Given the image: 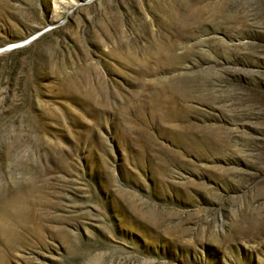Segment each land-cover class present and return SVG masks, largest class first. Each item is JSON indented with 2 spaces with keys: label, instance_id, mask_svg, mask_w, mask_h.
I'll list each match as a JSON object with an SVG mask.
<instances>
[{
  "label": "rangeland",
  "instance_id": "374dc122",
  "mask_svg": "<svg viewBox=\"0 0 264 264\" xmlns=\"http://www.w3.org/2000/svg\"><path fill=\"white\" fill-rule=\"evenodd\" d=\"M1 49L0 264H264V0H0Z\"/></svg>",
  "mask_w": 264,
  "mask_h": 264
},
{
  "label": "water",
  "instance_id": "95a60500",
  "mask_svg": "<svg viewBox=\"0 0 264 264\" xmlns=\"http://www.w3.org/2000/svg\"><path fill=\"white\" fill-rule=\"evenodd\" d=\"M29 40H26L24 42H20V43H16V44H13V45H9L7 46L6 48L4 49H12V48H16V47H20L22 45H24L25 43H27ZM4 49H1L0 51L4 50Z\"/></svg>",
  "mask_w": 264,
  "mask_h": 264
}]
</instances>
